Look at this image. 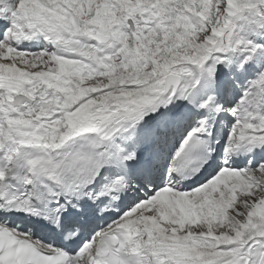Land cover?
Wrapping results in <instances>:
<instances>
[{
	"label": "snow or ice",
	"instance_id": "snow-or-ice-1",
	"mask_svg": "<svg viewBox=\"0 0 264 264\" xmlns=\"http://www.w3.org/2000/svg\"><path fill=\"white\" fill-rule=\"evenodd\" d=\"M0 264H264V0H0Z\"/></svg>",
	"mask_w": 264,
	"mask_h": 264
}]
</instances>
